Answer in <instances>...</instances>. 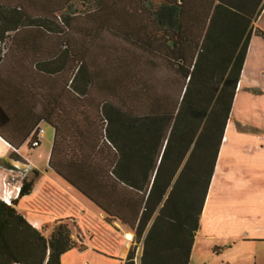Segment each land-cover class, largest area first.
<instances>
[{"label": "trees", "instance_id": "trees-1", "mask_svg": "<svg viewBox=\"0 0 264 264\" xmlns=\"http://www.w3.org/2000/svg\"><path fill=\"white\" fill-rule=\"evenodd\" d=\"M263 7L264 0H0V62L16 48L32 51V76L23 78L38 82L39 119L54 130L48 167L136 237L171 186L140 264L189 263L249 39L264 41L253 27ZM32 187L24 180L17 199ZM16 201H0V264H61L84 249L72 223L56 221L44 237ZM134 259L131 250L123 264Z\"/></svg>", "mask_w": 264, "mask_h": 264}, {"label": "crops", "instance_id": "crops-1", "mask_svg": "<svg viewBox=\"0 0 264 264\" xmlns=\"http://www.w3.org/2000/svg\"><path fill=\"white\" fill-rule=\"evenodd\" d=\"M253 27L264 33V7ZM31 56V49L16 48L4 62H0V197L7 192L13 196L24 180L33 179L29 195L16 199L15 205L16 212L28 225L42 233L56 221L75 223L84 246L81 251L71 250L78 252L75 264H123L133 249L134 233L117 222H106L105 215L93 203L48 167L54 130L39 119L45 107L35 94L38 82L27 79L32 76L25 67ZM244 83L257 86L264 92V41L254 35L247 46L238 93ZM42 125L51 127L52 132L43 129ZM36 129L43 131L41 139L47 142L52 139L47 168L42 171L30 166L22 153L24 147L30 151L35 149L30 147V142ZM202 226L200 219L201 229ZM127 235H131L132 240L127 239ZM64 255L61 264H65Z\"/></svg>", "mask_w": 264, "mask_h": 264}, {"label": "rangeland", "instance_id": "rangeland-1", "mask_svg": "<svg viewBox=\"0 0 264 264\" xmlns=\"http://www.w3.org/2000/svg\"><path fill=\"white\" fill-rule=\"evenodd\" d=\"M51 141L42 138L34 150L23 148L37 171L47 168ZM201 221L188 264H264V92L257 86L244 83L236 91ZM145 230L133 238L135 264ZM71 232L81 237L75 223ZM77 254L66 253L65 264H75Z\"/></svg>", "mask_w": 264, "mask_h": 264}, {"label": "water", "instance_id": "water-1", "mask_svg": "<svg viewBox=\"0 0 264 264\" xmlns=\"http://www.w3.org/2000/svg\"><path fill=\"white\" fill-rule=\"evenodd\" d=\"M189 154H190V151L187 153L186 157L184 158V160H183V162H182V164H181V166H180V168H179V170H178V172H177L175 178L173 179L172 184H173V183L175 182V180L177 179L178 174H179L180 171L182 170V168H183L185 162L187 161V159H188V157H189ZM172 184H171V185H172ZM170 190H171V186H170V187L168 188V190L166 191V193H165V195H164V197H163L161 203L159 204V206H158L157 209L155 210V212H154L152 218L150 219V221H149V223H148V225H147V227H146V230H145V233H144V235H143V239H142V244H141V246H140V253H139V255H140L139 257H140V258H141L142 250H143V241H144V239H145V237H146L148 231L150 230V228H151V226H152V224H153L155 218L157 217V215H158L160 209L162 208L164 201L167 199V196H168ZM130 237H131V235H127V236H126L127 239H130ZM138 264H140V261L138 262Z\"/></svg>", "mask_w": 264, "mask_h": 264}, {"label": "built area", "instance_id": "built-area-1", "mask_svg": "<svg viewBox=\"0 0 264 264\" xmlns=\"http://www.w3.org/2000/svg\"><path fill=\"white\" fill-rule=\"evenodd\" d=\"M5 51H3V54ZM43 131L41 129H36L33 133V138L30 142L31 148H36L40 144V139L42 136ZM19 189L16 190L15 194L12 196L11 193L7 192L2 197H0V201L4 202L7 205H11L14 200L18 198Z\"/></svg>", "mask_w": 264, "mask_h": 264}, {"label": "bare ground", "instance_id": "bare-ground-1", "mask_svg": "<svg viewBox=\"0 0 264 264\" xmlns=\"http://www.w3.org/2000/svg\"><path fill=\"white\" fill-rule=\"evenodd\" d=\"M131 238V237H130Z\"/></svg>", "mask_w": 264, "mask_h": 264}]
</instances>
